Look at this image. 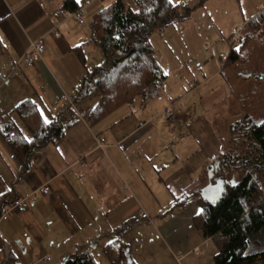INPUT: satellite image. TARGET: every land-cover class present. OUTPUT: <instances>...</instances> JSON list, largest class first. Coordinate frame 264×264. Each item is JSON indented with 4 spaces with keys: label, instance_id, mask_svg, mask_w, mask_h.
Instances as JSON below:
<instances>
[{
    "label": "crops",
    "instance_id": "obj_1",
    "mask_svg": "<svg viewBox=\"0 0 264 264\" xmlns=\"http://www.w3.org/2000/svg\"><path fill=\"white\" fill-rule=\"evenodd\" d=\"M84 1L73 0L76 6ZM89 1L83 16L90 21L84 26L59 14L64 0H0V126L11 123L25 132L14 108L31 99L43 121L64 127L62 137L32 153L26 166L0 135V208L31 195L25 213L0 221V264H64L82 255H89L92 264H214L216 246L202 236L195 218L206 202L200 191L213 184L208 180L221 152L219 141H211L201 128L203 120L208 124L204 117L213 112L211 107L230 97L222 63L202 82H191L196 96L192 91L182 95L179 88L166 93V80L145 106H122L90 125L78 113L88 114L98 95L77 102L76 92L88 70L84 48L91 42L90 24L103 8ZM195 3L194 9L208 6L215 15V8L221 11L218 6L227 3L229 9L223 7L222 14L236 16L242 27L259 13L264 0ZM173 4L179 7L176 0ZM188 10L189 17L193 9ZM53 29L59 37L50 33ZM235 30L224 36L227 48ZM155 33V42L163 39L171 51L174 71H181L189 55L174 25ZM39 37L44 53L28 68L22 55ZM190 96L201 109L189 105ZM183 97L186 103L180 110L170 111ZM166 110L173 122L167 121ZM44 184L50 187L45 197L37 192ZM140 211L149 220L134 224ZM109 247L116 251L112 260L105 253Z\"/></svg>",
    "mask_w": 264,
    "mask_h": 264
},
{
    "label": "trees",
    "instance_id": "obj_2",
    "mask_svg": "<svg viewBox=\"0 0 264 264\" xmlns=\"http://www.w3.org/2000/svg\"><path fill=\"white\" fill-rule=\"evenodd\" d=\"M78 7L73 0L63 2V10L68 12ZM178 9L168 0H135L133 4L114 0L94 15L90 39L102 59L85 71L76 92L77 102L98 95V102L86 115L90 125L122 106L143 107L159 95L167 75L149 39L188 17L189 10L181 15ZM255 35L260 36V44L253 38ZM230 38L221 72L231 95L225 72L242 64L247 51L257 54L259 74L264 75V11L246 22L239 44L231 45ZM246 45L250 49L242 51ZM251 93L252 90L244 99H236L237 104L242 102L238 108L245 111L240 116L235 113L237 119L230 123L227 135L219 139L222 151L208 181L219 183L221 194L212 203L203 202L195 218L196 228L216 246L214 264H264V117L254 115V107L246 105ZM14 110L25 132L10 123L0 126V135L15 159L26 166L32 153L62 137L64 127L57 121L45 123L31 99ZM105 253L112 260L116 251L109 247ZM64 264H92V259L89 255L75 256Z\"/></svg>",
    "mask_w": 264,
    "mask_h": 264
},
{
    "label": "rangeland",
    "instance_id": "obj_3",
    "mask_svg": "<svg viewBox=\"0 0 264 264\" xmlns=\"http://www.w3.org/2000/svg\"><path fill=\"white\" fill-rule=\"evenodd\" d=\"M112 1L114 0H99L98 2L102 3V8H105L111 4ZM196 1L197 0H176V2L179 3L178 11L181 15H184L188 9H193L189 17L183 18L182 20L174 23L177 34H179L178 36L181 37L184 44L186 43V51L189 55V57L186 58L188 64H186L181 71H174L176 64H174L170 56L171 51H168L169 48L166 49L167 46L165 45V41L162 39V42H160L162 45L157 44L155 42L158 40L157 33L153 34L150 38V44L155 52V57L158 60V63L162 66L164 73L167 75L166 93H173L177 88H179L182 95H185V91H192L194 93L193 95L196 96L198 92L195 90L194 83L191 82H202V80H204V78L208 75L210 76L211 73H215L218 66L228 54V48L226 41L224 40V36L229 33V30L232 31L234 28L237 30L242 27L246 28V22L241 27L242 21L237 20L236 16H233L231 13H228L227 15L222 14L224 13L222 11L223 7L229 9V5L227 3L218 6L221 8V11L217 12L215 8V12L217 13V15H215L213 10L210 12L211 9L208 6H203L205 8L202 7L200 10L194 9L196 7ZM255 1L256 0H252L251 4ZM128 2L134 1L128 0ZM87 16H83L85 20L84 26H87L90 21V17ZM239 19L241 20L242 18L240 17ZM259 37V35L253 36V38L257 40L258 44L261 42ZM247 44L251 46V42ZM249 46H244L242 51L250 49ZM247 52L248 53L245 58H242L241 60L243 61L242 64H236L235 66L229 67L225 72V75L231 85V95L229 100L217 102L213 105L211 107L213 112H210L206 117H204L208 119V124L204 120L202 122L203 126L201 129L210 133L211 141L217 144L220 143V146L222 145L219 139L227 135L230 123L237 119L235 113L240 116L243 115V112L245 111L244 109L242 110V108H238V105L241 106L242 102L237 104L238 102L236 103V99H242L241 97L244 99L247 93L252 90V93L249 94V99L245 100V103L246 105H252L254 107V115H261L264 117V75L259 74L258 66L260 65V59L257 57L256 53L252 54L249 53V51ZM84 53L87 59L85 66L88 70L91 69V66L97 64L98 60L100 61L102 59L100 52L92 45L91 42L84 48ZM185 53L186 52H183V54L187 56ZM198 66L199 69L197 68ZM196 68L198 69L197 72ZM186 72L189 73V76L187 77ZM194 73H196V76H194ZM246 75L250 76L244 79ZM216 81H218V78H216L215 81H212L210 85ZM194 96H190L189 105L192 107L195 105V107L201 109V105L197 104L196 101L193 100ZM184 98L185 97H183L177 105L173 106L170 111L173 109L180 110L181 106L186 103ZM186 99H189V96ZM165 108L166 107L162 110ZM167 121L173 122L174 117H172V120L167 119ZM183 128V130L187 129L186 127ZM185 132L187 131H184V133Z\"/></svg>",
    "mask_w": 264,
    "mask_h": 264
},
{
    "label": "built area",
    "instance_id": "obj_4",
    "mask_svg": "<svg viewBox=\"0 0 264 264\" xmlns=\"http://www.w3.org/2000/svg\"><path fill=\"white\" fill-rule=\"evenodd\" d=\"M99 1V0H94ZM91 4V1L86 0L82 5H80L74 12H68L66 10H60L59 14L64 17H72L76 20V22L79 25H84L85 21L83 18V10L88 7ZM264 11V4L260 7L259 12ZM244 25V24H243ZM243 28V27H242ZM240 28L238 30H235L230 38V44L236 45L239 44L242 40L243 36V29ZM50 33L54 37H59V33L56 29H53L50 31ZM44 39L43 37H39L34 41H31L27 47V49L24 51L22 55V62L23 64L30 68L35 65L36 62L41 60L42 55L44 53ZM13 75H16V73H12ZM87 113L85 111L79 112L78 117L81 119H84L86 117ZM165 116L168 120H172L173 115H171L168 110L165 111ZM172 116V117H171ZM103 143V139L99 140V145ZM37 192L41 196H47L50 193V187L48 184H44L40 186L37 189ZM30 194H25L23 196H19L11 200L10 202L6 203L5 205L1 206L0 208V221H6L8 218H10L13 215H20L22 213H25L28 210V199L30 198ZM149 220L148 215L144 211H140L134 218L133 223L134 224H140L143 222H147Z\"/></svg>",
    "mask_w": 264,
    "mask_h": 264
},
{
    "label": "water",
    "instance_id": "obj_5",
    "mask_svg": "<svg viewBox=\"0 0 264 264\" xmlns=\"http://www.w3.org/2000/svg\"><path fill=\"white\" fill-rule=\"evenodd\" d=\"M220 194H221V186L219 183L218 184H208L206 187H204L200 191V196L202 197V199L210 203L218 199Z\"/></svg>",
    "mask_w": 264,
    "mask_h": 264
},
{
    "label": "snow or ice",
    "instance_id": "obj_6",
    "mask_svg": "<svg viewBox=\"0 0 264 264\" xmlns=\"http://www.w3.org/2000/svg\"><path fill=\"white\" fill-rule=\"evenodd\" d=\"M168 3L169 4H172L173 3V0H168ZM44 122L47 123L48 122L47 119H45Z\"/></svg>",
    "mask_w": 264,
    "mask_h": 264
}]
</instances>
